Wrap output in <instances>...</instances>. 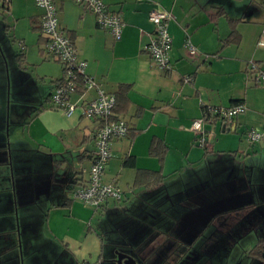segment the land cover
<instances>
[{
  "label": "crops",
  "instance_id": "crops-1",
  "mask_svg": "<svg viewBox=\"0 0 264 264\" xmlns=\"http://www.w3.org/2000/svg\"><path fill=\"white\" fill-rule=\"evenodd\" d=\"M102 1L122 16L124 28L118 41L99 28L82 5L54 0L58 26L75 46L77 60L86 63V75L107 93L129 87L127 106L118 115L129 133L111 142V157L103 172V181L115 184L123 198L93 210L74 200L72 193L87 181L99 121L83 118L79 109L66 117L53 107L50 95L61 82L63 69L44 51L42 10L34 0H9L7 7L0 0V264H114L118 247L139 261L135 264H169L183 250L177 241L160 238L149 247L144 242L138 248L144 250L142 259L130 250L159 231L177 237L193 233L195 229L187 224L168 228L169 220L181 216L216 217L191 247L204 249L201 260L215 264L207 255L213 236L236 234L239 238L230 253L240 238L253 231L258 217L252 214L264 206V200L249 202L254 188L264 186V83H257L248 70L252 61L264 71V46L259 45L264 42V0H153L171 15L169 72L156 69L145 50L153 32L148 20L153 2ZM229 20H237L235 42L230 43ZM10 37L23 46L19 53L10 50ZM187 40L196 49L194 56L188 55ZM29 57L35 62L30 63ZM9 64L14 65L12 73ZM186 77L190 81L185 82ZM95 95L94 90L75 93L71 101L80 105ZM233 102L242 104L244 112L225 126L219 120L207 122L205 129L211 132L207 147L197 146L191 122L203 118L206 107L228 108ZM252 128L263 135L249 144L244 137ZM152 139L167 146L162 163L148 154ZM229 155L243 164L214 168L213 163ZM129 157H133V167L123 165ZM137 170L158 171L164 182L157 188H135ZM173 184L184 188L173 192ZM38 201L47 204L39 241H49L52 257L25 262L18 259L16 248L19 244L21 250V245L15 218L19 208L26 214ZM243 207L247 209L227 214ZM116 209L124 215L114 214ZM106 215L120 222L111 230L106 226L113 241L112 254L104 258L102 234L96 227L104 229L101 221ZM259 217L264 220V213ZM231 219L233 223L238 220L237 228L236 224L226 226ZM215 249L226 248L217 244Z\"/></svg>",
  "mask_w": 264,
  "mask_h": 264
},
{
  "label": "built area",
  "instance_id": "built-area-1",
  "mask_svg": "<svg viewBox=\"0 0 264 264\" xmlns=\"http://www.w3.org/2000/svg\"><path fill=\"white\" fill-rule=\"evenodd\" d=\"M37 8L42 10L40 19V32L45 40L44 51L47 55L60 62L63 69V80L56 86L50 95V102L54 108L71 117L79 109L81 116L86 119L99 121L94 135L95 149L92 162L88 170V178L83 186L73 190V199L81 202L93 210H98L107 202H120L123 198L121 190L113 183L103 181V172L106 163L111 157V142L121 139L128 134V125L122 119L111 120L115 106V96L101 89L86 73V63L77 60L76 48L68 36L59 28L54 0H34ZM82 5L95 17L97 26L107 31L115 41L121 39L124 23L119 12L110 11L102 0H73ZM140 2H153V0H138ZM9 0H2V6L7 7ZM148 12V20L153 26L150 40L145 47L154 67L163 72L171 70L169 52L172 39L168 33L169 12L157 3ZM264 46V42H259ZM189 56L196 54L195 47L187 40L185 42ZM248 70L253 74L256 82L264 83V71L255 62H249ZM81 80L84 91L94 90L95 97L85 103L77 105L71 101V95L77 93V82ZM185 82L190 81L186 77ZM245 107L234 103L228 108H207V112L216 116L223 126L230 124L233 119L243 113ZM204 117L191 122L190 129L194 133L195 143L206 148L211 132L205 129ZM263 132L258 129H249L245 133L249 144L261 140Z\"/></svg>",
  "mask_w": 264,
  "mask_h": 264
},
{
  "label": "trees",
  "instance_id": "trees-1",
  "mask_svg": "<svg viewBox=\"0 0 264 264\" xmlns=\"http://www.w3.org/2000/svg\"><path fill=\"white\" fill-rule=\"evenodd\" d=\"M237 23V20H229V24L231 27V31L229 34V37L227 39V42H233L234 41V37L236 38V32H235V24ZM235 42V41H234ZM237 42V41H236ZM63 80V77H62ZM61 80V81H62ZM129 87L128 86H119L118 90L115 94H113L115 96V106L113 108V115L111 117V120H117L118 115L124 111V108L127 106V100H126V93L128 91ZM84 91V87H83V83L81 80H79L77 82V87H76V92L77 93H82ZM238 103V102H237ZM234 104V102L232 103ZM205 115L203 116L206 122H214L216 120H218V118L216 116H212L207 112V107L203 109ZM128 133H129V128H128ZM167 152V146L159 139H152L149 145V149H148V154L152 157L157 158V160L162 163L165 157V154ZM123 165L125 167H133L134 166V160L133 157H129L126 158L123 161ZM164 182V176L160 173V172H156V171H149V170H137L136 172V176L134 178V183H133V187L135 188H145V189H149V188H154V187H160ZM86 183V182H85ZM85 183L83 184H79L80 186L85 185ZM119 203V202H116ZM249 207V206H247ZM251 208V206L249 207ZM248 208V209H249ZM247 208H240L234 211H230L227 212V214H232L234 212L237 211H244ZM264 213V206H259L258 209H256L255 215L254 217H258L256 220L260 221L261 218L259 217L261 214ZM216 217L211 218V219H186V218H182V216L180 217V219L178 220H169L170 224L168 226V228L170 229L171 227H193L195 229V231L192 233H187V235L184 236H180V234L177 236H174L173 234H168V232H161L159 231L158 233H152L146 236V238H143L142 244H137L136 245V249H132L130 250L131 253H135V255H137L139 258H142L144 250H139L138 248L143 246L145 247H149V244L155 242L158 239H170L172 241H177L178 244V248H183L184 251L188 252V250L191 249V247L193 245H195V243L199 240V238L201 237L202 232L205 230V228L208 225H211L212 223L216 222ZM250 219H246V221H249ZM233 219H231V221H228L226 226H236L237 228V222L233 223L232 222ZM143 224H145L144 221ZM140 223V222H139ZM169 223V222H168ZM245 221L242 220L241 225L244 226ZM159 224V223H158ZM154 225H157L154 224ZM243 236V235H242ZM241 236V237H242ZM183 239H182V238ZM215 237V239H213ZM213 238L211 239V241H213V245L209 246V252H208V256L209 259L213 260V263L217 264L218 262H220L222 259V257L224 258L225 255L229 254V251L231 249V247L233 246V242L238 239L239 237L236 234H225V235H221V234H217L214 235ZM226 238V240H225ZM224 242V244H223ZM225 243L227 245H225ZM217 244H220L221 248H226L223 251L222 250H216L215 248L217 247ZM225 246V247H224ZM228 246V247H227ZM264 251V237L261 238L249 251H248V257L251 259L250 264H254L255 262L259 261V262H264V260L261 258V253ZM147 255L152 254V250L150 252H147ZM195 253H197L198 255H200V259L202 257V253H200V251H195ZM224 255V256H223Z\"/></svg>",
  "mask_w": 264,
  "mask_h": 264
},
{
  "label": "rangeland",
  "instance_id": "rangeland-1",
  "mask_svg": "<svg viewBox=\"0 0 264 264\" xmlns=\"http://www.w3.org/2000/svg\"><path fill=\"white\" fill-rule=\"evenodd\" d=\"M7 42H9L8 46L11 48L10 50H12V53H19L23 47V46H21L19 40L12 42V37H10L9 41H7ZM6 54H7L8 60L10 61V55L7 51H6ZM29 61H30V63H31V61L35 62L34 57H29ZM13 67H14V65L9 64V68H10L11 73H12ZM32 67L34 68V66H32ZM4 71H6V68H4ZM5 76H6V74H5ZM257 83H259V82H257ZM8 87L9 86H6L7 89H8ZM13 92H14V89L12 86V93ZM217 133L220 136L224 135V133H221L218 130H217ZM244 138H246V137H244ZM219 159L220 160H218L217 163L216 162L213 163L214 168L219 169V170H223L225 168L224 165L228 168V166L231 165L232 162L242 163L241 161L233 160V155L226 156L225 160H222L221 158H219ZM215 179H218V178L216 177ZM260 181H261V179H260ZM171 183L176 184V182H174V181ZM175 184H173V188H171V190L174 189V191H182L181 189L184 187L181 186L180 184H178V186H176ZM167 185H170V183H168ZM253 191H254V194L252 195V197L249 198L250 203L256 204V203H260L261 201L264 200V186L263 187L256 186ZM110 206H112V205H110ZM46 207H47L46 203L38 201L35 204L28 207L29 210L26 212V214L22 211V209L19 208L17 219L15 218L16 225L19 228V232H18L19 243L21 245V250H20L19 244L17 242L18 248H16V249L18 251V259H23L25 262L29 261V260L41 261L42 259H45V258H49L48 260H51L50 255L52 257V252L48 251V248L51 247L49 245V241H46L47 244L39 241V238L41 237V232L44 230L43 228L45 227ZM117 211H118V209H116L114 214ZM118 212H120V211H118ZM120 215H124V213L120 212ZM103 218L104 219L101 221V223L102 222L105 223L104 229L99 228V226H97L96 228H98L99 232L102 234V238H103V242H104L102 256L104 258H106L109 254H112V248L110 246L111 245L110 243H112L111 241H113V239L111 238L112 232H107L106 226L109 228V230H111L110 226L113 227L115 224H117L120 221H119V218L116 216H112V217L108 218L106 215ZM144 220L149 222L147 219H144ZM160 221L161 220H159V222ZM2 225H3V227L5 226V224H2ZM252 227H253V231L251 233L245 235L244 237L240 238L238 240V242L236 243V245L232 248L231 252L228 255H226V257L221 259V262H224L225 264H248L249 263L250 258L248 257V254H247L248 251L257 243L258 239H261L264 237V220H260L257 222L254 221ZM123 231H125V230H123ZM120 236H121V234H119V237ZM121 237L123 238V236H121ZM221 247H223V246H221ZM196 248H199V246L198 245L195 246V249ZM117 250L119 252H123L122 249L119 247ZM135 258H137V257H135ZM174 258L175 257L170 258V263L173 264L177 260V259L175 260ZM137 262H139V261H137ZM211 263H213V261H211ZM193 264H207V262L205 260L198 259V260H195V262L193 261Z\"/></svg>",
  "mask_w": 264,
  "mask_h": 264
},
{
  "label": "flooded vegetation",
  "instance_id": "flooded-vegetation-1",
  "mask_svg": "<svg viewBox=\"0 0 264 264\" xmlns=\"http://www.w3.org/2000/svg\"><path fill=\"white\" fill-rule=\"evenodd\" d=\"M194 251H196V252L197 251H200V253L203 254L204 249L203 250L202 249L201 250H198V249H196V250L190 249V250H188V252H186L184 250L179 251V253L177 255V260H176L175 264H193V261H195L196 259H198V257L200 258V255H198V254L195 255L194 254ZM116 258L117 257H115V260H116ZM140 259H142V258H140Z\"/></svg>",
  "mask_w": 264,
  "mask_h": 264
},
{
  "label": "water",
  "instance_id": "water-1",
  "mask_svg": "<svg viewBox=\"0 0 264 264\" xmlns=\"http://www.w3.org/2000/svg\"><path fill=\"white\" fill-rule=\"evenodd\" d=\"M115 254L117 258L114 260V264H135V260L131 256L118 251ZM194 254L196 255L197 253L194 251ZM261 258L264 260V251L261 253Z\"/></svg>",
  "mask_w": 264,
  "mask_h": 264
}]
</instances>
